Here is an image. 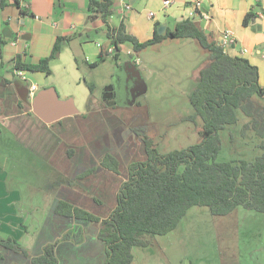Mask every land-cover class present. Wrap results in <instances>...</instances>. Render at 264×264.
I'll return each instance as SVG.
<instances>
[{
	"label": "crops",
	"instance_id": "1",
	"mask_svg": "<svg viewBox=\"0 0 264 264\" xmlns=\"http://www.w3.org/2000/svg\"><path fill=\"white\" fill-rule=\"evenodd\" d=\"M88 1L19 0L20 6L14 0L0 1V238L15 239L35 254L41 253L47 244L55 243L58 264H103L106 253L105 244L98 238L100 223L58 215L54 212L56 203L68 201L105 218L116 205V193L132 161L123 172L119 164V172L114 173L99 164L100 157L110 152L119 161L120 156L136 151L142 156L139 150L143 147L144 155L138 160L146 158L144 143L115 111L112 82L121 66L130 64L140 77V92L146 91L149 83L144 70L138 69L139 63H135V55L119 65L105 58L96 66L87 67L97 60L101 50L111 45L104 22L100 18L89 19ZM128 1L131 8L127 10L119 0H114L109 18L111 28L122 25L125 33L144 41L152 37L156 23L168 26L172 21L175 26L176 22L192 17L211 41L221 45L227 53L247 58L257 66L259 82L264 85V0H200L198 9H194L195 0H171L168 6H164V0ZM249 12L254 16L244 25L243 19ZM226 31L231 33L232 41L224 43ZM57 37L67 40L61 43L60 52L51 61L50 74L27 69H20L25 71V78L17 74L18 58L25 64L37 63L49 54ZM172 39H182L177 43L183 46L189 43L187 38ZM67 50L74 56L76 66L63 61L66 59L63 52ZM78 59L85 62L84 70L100 73L101 68L107 78L101 99L91 90L82 111L77 109L68 87L58 81L60 70L76 78L80 68ZM207 61L198 67L196 63L192 66L193 79ZM144 66L147 70L149 64ZM91 83L94 89L95 82ZM32 84L36 85L33 95ZM38 92H44L46 103L41 115L35 113L33 105ZM135 102L136 97L132 104L119 107H131ZM66 112L71 113L62 115ZM50 119L52 121H47ZM5 134L7 141L3 138ZM20 151L37 158L38 165L24 166L20 162ZM89 168L93 170L80 176ZM48 173L56 177H49L50 185L46 186L42 177ZM31 174L41 176L38 183L25 182L26 175ZM53 181L55 185H51ZM194 207L199 206L191 207L179 224L197 214ZM35 209L42 214L30 221L35 226L31 229L26 222ZM229 214L233 215L231 220H222ZM229 214L220 216L221 220L217 218L221 223V241L229 228H235L236 232L238 230V264H264V212L237 207ZM223 224L229 228L223 229ZM74 230L81 234L79 241L63 239L65 233ZM173 230L157 235L150 246L141 247L152 256L144 260L145 264H171L169 259L178 261L182 257L175 251V245H170L168 234L174 235ZM30 237L34 238L33 243H22ZM221 252L220 264H223L227 259V246ZM7 255L19 259L16 253L0 246V261ZM144 263L142 260L140 264Z\"/></svg>",
	"mask_w": 264,
	"mask_h": 264
},
{
	"label": "trees",
	"instance_id": "2",
	"mask_svg": "<svg viewBox=\"0 0 264 264\" xmlns=\"http://www.w3.org/2000/svg\"><path fill=\"white\" fill-rule=\"evenodd\" d=\"M14 2L20 6L19 0ZM113 3L114 0H89L86 10L90 20L100 18L104 22L114 52L126 41L138 52L167 38L193 39L209 52L208 61L197 70L188 95L192 113L183 118L191 122L201 119L199 142L159 153L153 138L143 128L132 126V132L144 143L146 158L129 164L127 177L118 188L116 205L109 216L100 218L64 200L55 205L54 212L58 215L100 223L98 238L105 244L106 253L103 264H132L134 247L150 246L157 235L173 230L193 206H206L217 216L229 214L237 207L264 212V107L258 108L254 100V96H264V85L259 82L257 66L247 58L227 53L193 20L186 18L176 22L173 29L166 27L162 34L156 32L160 25L156 23L152 37L139 41L125 33L122 25L116 29L110 27ZM253 16L254 13H247L243 24H248ZM64 40L67 38L57 37L49 54L35 64L22 63L18 58L17 69L50 74V63L60 52ZM108 54L107 49L101 50L90 66H96ZM89 87L92 90V85ZM237 109L248 117L242 134L253 131L262 152L254 160L220 161L217 159L222 149L219 131L237 123ZM99 164L114 173L119 172V161L110 152L100 157ZM92 170L89 168L80 176ZM78 231L65 233L63 239L79 241ZM0 246L29 258L32 264H58L55 243L47 244L36 254L12 238H0Z\"/></svg>",
	"mask_w": 264,
	"mask_h": 264
},
{
	"label": "rangeland",
	"instance_id": "3",
	"mask_svg": "<svg viewBox=\"0 0 264 264\" xmlns=\"http://www.w3.org/2000/svg\"><path fill=\"white\" fill-rule=\"evenodd\" d=\"M167 27L173 29L174 23L169 21ZM178 40L182 39L167 38L138 52L132 49V44L129 41H126L119 47V50L106 56L109 62H114L116 65L130 61V55H135L134 57L138 59L140 64H138V69L144 70V77L149 83V88L144 92H140V90L136 92V102L133 106L124 108L116 106L115 111L120 114L129 128L132 126L143 128L145 133L153 138L159 153L185 148L199 142L201 138L199 136L201 119L197 118L195 122H191L183 118L192 113L188 97L195 83L192 77V66L195 63V67L202 65L208 60L209 52L193 39H186L189 43L184 46L179 45ZM127 50L131 51L132 54ZM63 56H66L63 61L73 62L76 66L74 56L70 51L63 52ZM83 64L85 65V62L78 59L77 67L79 65L80 68H78L74 79L69 73L62 74L63 70L58 73L60 76L58 81L68 87V93L72 95L77 109L80 111L85 108L86 97L91 91L89 87V85H92L91 81L95 82V88L92 89L95 97L101 99L104 92V82L107 79H105V72L101 71V68L99 69L100 73L98 70L89 73L88 69L87 71L83 69ZM145 64H149L147 70ZM88 66L90 67V64ZM115 75L120 77L118 72ZM117 76L113 79V84L116 83ZM163 76L167 78L165 79ZM254 100L258 108L264 107V96H254ZM236 112L237 123L228 125L225 129L219 131L222 149L217 159L220 161L233 159L254 160L262 152L258 146L259 138L253 131H248L245 134L241 132L242 126L248 120V117L240 109H237ZM6 136L5 134L3 137L4 141H7ZM138 137L141 139L140 136ZM140 142L143 144L142 139ZM139 152L142 153V156L138 154V151L130 154L128 152L120 156L119 164L122 172L125 171L130 161H138L140 157H143V147L140 148ZM19 153L21 154L20 162L24 166H35L39 162L34 156L28 157L22 151ZM49 177L55 179L56 176L53 173H48L45 177H42L46 186L50 185ZM40 179L39 174H31L26 175L25 182L34 184L38 183ZM51 185H55V182L53 181ZM192 209L197 210V214L194 217H186L187 221L184 219L172 231L174 235L168 234L170 245H175V251L182 256L178 261L169 259L168 262L171 261V264H220V259L223 258L221 251H223V247L227 246V259L223 264H238V230L236 232L235 228L232 229L223 224V229L229 228V232L221 241L219 235L221 223L218 221V219L221 220L220 216L212 215L206 206ZM41 214V210L37 211L35 209L26 222L27 226L33 229L35 227L34 222L30 221L34 218H40ZM231 218H233V215L229 214L224 216L222 220L227 221ZM27 242L33 243L34 238L30 237L28 241L24 240L22 243L26 245ZM132 251L135 255L134 264H140L142 260L144 263L146 258L152 257L148 253L149 251H144L141 247H134ZM169 251L168 249V253ZM17 255L19 259L10 258L7 255L4 256L5 260L0 262H3L2 264H32L28 258L25 257L24 259L21 258V254ZM148 262L150 263L149 260Z\"/></svg>",
	"mask_w": 264,
	"mask_h": 264
},
{
	"label": "flooded vegetation",
	"instance_id": "4",
	"mask_svg": "<svg viewBox=\"0 0 264 264\" xmlns=\"http://www.w3.org/2000/svg\"><path fill=\"white\" fill-rule=\"evenodd\" d=\"M118 74L120 77L113 85L112 102L116 106L120 104L128 106L134 101L136 92H138L137 88L140 87V81L135 69L130 64L121 66Z\"/></svg>",
	"mask_w": 264,
	"mask_h": 264
},
{
	"label": "built area",
	"instance_id": "5",
	"mask_svg": "<svg viewBox=\"0 0 264 264\" xmlns=\"http://www.w3.org/2000/svg\"><path fill=\"white\" fill-rule=\"evenodd\" d=\"M1 1V0H0ZM120 3L122 4L123 8L124 9H130L131 8V4L129 3L128 0H119ZM171 0H164L163 3H164V6H168L170 4ZM25 7L28 6L27 3H24L23 4ZM200 8V0H195L194 1V9H198ZM149 15L152 16L153 15V12H149ZM223 40H224V43L226 42H229V41H232V36H231V33L229 31H226L223 35ZM99 47H100V44H97ZM107 51L109 53H112L114 51V46L111 45L107 48ZM135 60V63L138 64V59L137 58H134ZM17 74L23 78H25V71L23 70H20V69H17ZM34 90H36V85L35 84H32L31 85V95H33L34 93Z\"/></svg>",
	"mask_w": 264,
	"mask_h": 264
},
{
	"label": "water",
	"instance_id": "6",
	"mask_svg": "<svg viewBox=\"0 0 264 264\" xmlns=\"http://www.w3.org/2000/svg\"><path fill=\"white\" fill-rule=\"evenodd\" d=\"M191 20H193V18L191 17L190 18ZM166 26H167V24L166 23H162V24H160L159 26H158V28H157V30H156V32L158 33V34H162V33H164V31H165V29H166ZM132 68L133 69H135V67L134 66H132ZM137 74V73H136ZM137 78L139 79L140 77H139V75L137 74ZM137 90H141V88L139 87V88H137ZM43 94H44V92H38L36 95H35V97H34V111H35V113L36 114H38V115H41V113L44 111V109H45V107H46V103H44L45 101H44V98H43ZM71 112H66V113H64V114H62V115H67V114H70ZM47 121H52L51 119L50 120H47Z\"/></svg>",
	"mask_w": 264,
	"mask_h": 264
}]
</instances>
